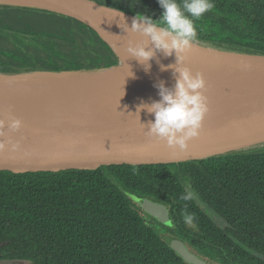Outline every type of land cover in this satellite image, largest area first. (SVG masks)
<instances>
[{
    "label": "trees",
    "instance_id": "trees-1",
    "mask_svg": "<svg viewBox=\"0 0 264 264\" xmlns=\"http://www.w3.org/2000/svg\"><path fill=\"white\" fill-rule=\"evenodd\" d=\"M159 20L157 0H94ZM197 41L264 55V0H212ZM118 58L84 23L0 6V71L108 68ZM190 192V200L181 195ZM164 205L171 226L129 196ZM199 203L224 223L218 226ZM193 214L192 225L184 222ZM147 218H150L148 220ZM155 225L213 264H264V148L161 165L97 170H0V260L32 264H186Z\"/></svg>",
    "mask_w": 264,
    "mask_h": 264
},
{
    "label": "water",
    "instance_id": "water-1",
    "mask_svg": "<svg viewBox=\"0 0 264 264\" xmlns=\"http://www.w3.org/2000/svg\"><path fill=\"white\" fill-rule=\"evenodd\" d=\"M20 1L28 4L2 0L0 6L47 11L76 19L99 35L119 63V54L107 36L105 22H123L131 26L135 16L94 0ZM185 54L189 59L185 66L193 75L202 73L204 76V94L209 107L199 137L189 142L186 151L171 149L166 142L150 139L147 124L154 122V116L145 110L137 113L142 102L150 104L160 99L154 87L156 83L164 81L167 87H173L175 78L170 71L109 92L0 110V120L5 122L0 142L6 145L0 151V170L93 171L111 165L177 164L250 151L264 145V55L228 51L197 40ZM118 63L91 70L0 73L11 76L28 73L90 74L111 69ZM12 119L22 121L19 131L9 129ZM13 145L16 146L15 151L12 150ZM129 196L146 215L164 226H171L169 212L164 205ZM166 237L187 264H213L190 252L175 237ZM4 261L0 260V263Z\"/></svg>",
    "mask_w": 264,
    "mask_h": 264
},
{
    "label": "clouds",
    "instance_id": "clouds-1",
    "mask_svg": "<svg viewBox=\"0 0 264 264\" xmlns=\"http://www.w3.org/2000/svg\"><path fill=\"white\" fill-rule=\"evenodd\" d=\"M157 3L163 10L159 20L138 13L133 18L131 27L125 23L127 31L146 38L138 44L130 41L126 52L143 66L145 72L150 71V62L156 59L157 53L163 54L165 58L175 54V64L163 65L157 60L162 72L172 71L175 84L169 88L164 81L156 83L154 87L160 99L150 104L142 102L137 107V113L145 110L154 116V122L149 121L147 124V135L150 139L166 142L171 149L186 151L189 142L199 137L209 107L204 94V76L202 73L193 75L185 66V53L197 39L194 21L210 11L214 4L212 0H157ZM120 15L124 19L122 12ZM4 127L5 122L0 120V137L4 136ZM8 127L13 132L19 131L22 121L12 119ZM5 148V143L0 142V151ZM12 150H16L15 145ZM180 198L187 201L192 198V194L188 192ZM193 219V214L184 215V222L188 225H192Z\"/></svg>",
    "mask_w": 264,
    "mask_h": 264
},
{
    "label": "bare ground",
    "instance_id": "bare-ground-1",
    "mask_svg": "<svg viewBox=\"0 0 264 264\" xmlns=\"http://www.w3.org/2000/svg\"><path fill=\"white\" fill-rule=\"evenodd\" d=\"M8 1L28 4L20 0ZM105 28L114 49L124 55V60L121 61V55L118 53L119 63L117 66L90 74L28 73L11 76L0 73V110L57 103L86 95L109 92L144 79L161 76L171 70L162 72L160 64L176 63L175 54L165 58L163 54L157 53L156 59L150 62V71L145 72L143 66L128 56L126 49L130 41L133 44H138L146 38L138 33H132L130 30L127 31L123 22H105ZM157 60L160 64L157 63ZM188 60L185 54L184 63ZM130 71L133 73L131 77Z\"/></svg>",
    "mask_w": 264,
    "mask_h": 264
},
{
    "label": "rangeland",
    "instance_id": "rangeland-1",
    "mask_svg": "<svg viewBox=\"0 0 264 264\" xmlns=\"http://www.w3.org/2000/svg\"><path fill=\"white\" fill-rule=\"evenodd\" d=\"M119 53V52H118ZM120 54V53H119ZM121 55V54H120ZM123 55V54H122ZM120 56L121 57V61H123L124 60V55L123 56ZM262 148H264V145H262V146H260V147H257V148H255V149H262ZM255 149H252V150H255ZM199 205L204 209V210H206L207 211V213L209 214V216L212 218V220L218 225V226H220V227H224L225 226V223L218 217V216H216L211 210H208L202 203L200 204L199 203ZM157 226L155 225V228H156ZM156 230H157V232L162 236V240H163V242L178 256V257H180L184 262H185V260L182 258V256L179 254V251H178V249H176V247L174 246V245H172V243H171V241H166V239H167V237L164 235V234H162L161 233V229L160 228H156ZM166 237V238H165ZM172 237H175V236H172ZM176 239H178L179 241H181L186 247H187V249L190 251V252H192V253H194L193 251H191L189 248H188V246L182 241V240H180L179 238H177V237H175ZM179 248H181L180 246H179ZM195 254V253H194ZM196 255V254H195ZM198 256V255H197ZM199 258H201V259H203L202 257H200V256H198ZM204 260V259H203ZM204 261H206V260H204ZM207 262V261H206ZM186 263V262H185ZM0 264H32L31 262H26V261H24V262H19V261H16V262H13V261H8V260H6V261H4V263H0ZM187 264V263H186Z\"/></svg>",
    "mask_w": 264,
    "mask_h": 264
},
{
    "label": "flooded vegetation",
    "instance_id": "flooded-vegetation-1",
    "mask_svg": "<svg viewBox=\"0 0 264 264\" xmlns=\"http://www.w3.org/2000/svg\"><path fill=\"white\" fill-rule=\"evenodd\" d=\"M147 219L150 220V218H147ZM157 227L160 228L158 225H157ZM160 229L162 230L161 233L164 234L165 236H167V235L172 236V235L168 234L164 229H162V228H160Z\"/></svg>",
    "mask_w": 264,
    "mask_h": 264
}]
</instances>
